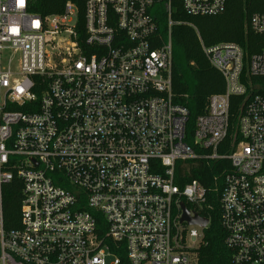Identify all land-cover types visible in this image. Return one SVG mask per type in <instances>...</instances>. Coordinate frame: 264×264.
Here are the masks:
<instances>
[{"label":"built area","instance_id":"built-area-1","mask_svg":"<svg viewBox=\"0 0 264 264\" xmlns=\"http://www.w3.org/2000/svg\"><path fill=\"white\" fill-rule=\"evenodd\" d=\"M180 1L188 16L226 5ZM33 3L0 0V264H119L109 244L124 247L128 264H198L206 227L180 222L181 205L199 216L206 191L175 183V164L192 160L230 162L219 197L224 243L233 264H264V96L247 92L249 78L264 77V47L247 59L233 43L201 45L224 89L187 144L188 112L171 90L170 0H68L43 17ZM159 5L167 38L155 47ZM249 28L264 35V14ZM12 191L20 204L8 223Z\"/></svg>","mask_w":264,"mask_h":264},{"label":"trees","instance_id":"trees-1","mask_svg":"<svg viewBox=\"0 0 264 264\" xmlns=\"http://www.w3.org/2000/svg\"><path fill=\"white\" fill-rule=\"evenodd\" d=\"M66 1L34 0L29 11L42 17L59 14ZM156 10L157 35L161 40L155 47L167 38L166 10H162L161 5L156 6ZM255 14H264V0H226L224 11L213 16H188L182 10L180 0H170V15L174 22L170 29L171 90L173 102L184 106L188 112L185 127L187 144L192 142L195 119L204 113L208 98L222 93L224 89L221 75L209 65L201 45L210 47L219 43H233L242 49L247 59L258 54L264 47V35L255 34L249 28L250 18ZM249 83L248 93L264 96V77H251ZM241 100L236 97L230 99L229 134H237L236 122ZM217 152L228 153L223 149ZM181 165L179 162L175 164L176 185L182 187L190 181H197L206 191L205 201L196 210L200 217L208 221L202 231V244L197 249L198 264H233V253L224 243L226 233L221 226L219 204L223 173L230 170V162L192 160L185 162L183 169ZM181 172L183 178L180 177ZM19 204L18 192H9L5 202L6 222L18 218ZM93 216L97 221L96 234L101 237L105 231L104 219L98 212H94ZM7 228L10 229L11 225H7ZM109 245L110 253L119 258V264H128L124 247Z\"/></svg>","mask_w":264,"mask_h":264},{"label":"water","instance_id":"water-1","mask_svg":"<svg viewBox=\"0 0 264 264\" xmlns=\"http://www.w3.org/2000/svg\"><path fill=\"white\" fill-rule=\"evenodd\" d=\"M181 209H182V216L180 222H186L189 225H197L200 228H205L207 226L208 221L206 219L199 217L197 215L190 217L189 212L187 211V209L183 204L181 205Z\"/></svg>","mask_w":264,"mask_h":264}]
</instances>
